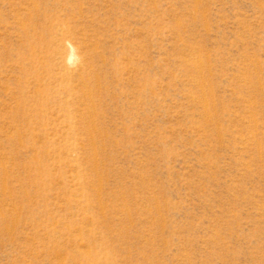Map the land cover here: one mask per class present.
<instances>
[{"label": "rangeland", "instance_id": "374dc122", "mask_svg": "<svg viewBox=\"0 0 264 264\" xmlns=\"http://www.w3.org/2000/svg\"><path fill=\"white\" fill-rule=\"evenodd\" d=\"M0 264H264V0H0Z\"/></svg>", "mask_w": 264, "mask_h": 264}]
</instances>
